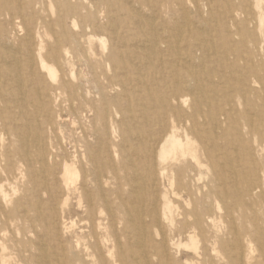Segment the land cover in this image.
Masks as SVG:
<instances>
[{
	"label": "bare ground",
	"instance_id": "bare-ground-1",
	"mask_svg": "<svg viewBox=\"0 0 264 264\" xmlns=\"http://www.w3.org/2000/svg\"><path fill=\"white\" fill-rule=\"evenodd\" d=\"M0 264H264V0H0Z\"/></svg>",
	"mask_w": 264,
	"mask_h": 264
},
{
	"label": "rangeland",
	"instance_id": "rangeland-1",
	"mask_svg": "<svg viewBox=\"0 0 264 264\" xmlns=\"http://www.w3.org/2000/svg\"><path fill=\"white\" fill-rule=\"evenodd\" d=\"M73 209H75V207H73ZM66 221H67V223H72V222H76L77 221V219L73 216V215H69V214H66ZM219 250V249H218ZM184 250H182V252H183Z\"/></svg>",
	"mask_w": 264,
	"mask_h": 264
}]
</instances>
